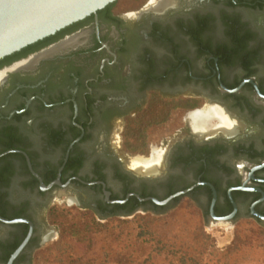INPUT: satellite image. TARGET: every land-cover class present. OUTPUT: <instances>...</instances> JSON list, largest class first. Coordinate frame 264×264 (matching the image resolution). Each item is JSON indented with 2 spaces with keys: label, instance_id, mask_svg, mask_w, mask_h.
Returning a JSON list of instances; mask_svg holds the SVG:
<instances>
[{
  "label": "flooded vegetation",
  "instance_id": "flooded-vegetation-1",
  "mask_svg": "<svg viewBox=\"0 0 264 264\" xmlns=\"http://www.w3.org/2000/svg\"><path fill=\"white\" fill-rule=\"evenodd\" d=\"M161 2L119 0L0 60V216L32 225L0 221V264L32 230L13 262L31 264L55 235L58 196L101 218L188 198L206 222L264 226V0ZM210 110L230 130L216 118L198 132L194 115ZM172 112L176 129L149 145L155 169L130 164L126 132Z\"/></svg>",
  "mask_w": 264,
  "mask_h": 264
},
{
  "label": "rangeland",
  "instance_id": "rangeland-1",
  "mask_svg": "<svg viewBox=\"0 0 264 264\" xmlns=\"http://www.w3.org/2000/svg\"><path fill=\"white\" fill-rule=\"evenodd\" d=\"M157 113V109L155 113L149 110L143 119L147 121L156 117ZM175 118V112H172L166 124V119L160 116V120L158 118V121L147 126L140 137L139 132L131 128L124 135L126 144L123 156L133 165L135 162L149 161V145H158V141L176 129L181 117H178L177 122H174ZM154 156L151 160L155 159ZM96 225H102L105 229L98 234L100 236L97 237L94 255L91 253L88 256L98 259L103 255L104 248V251L111 252V264L142 263L148 251L142 252L132 244L136 235L146 229L171 243L185 245L189 254L199 260L204 253V258L211 254L212 264H264V226L253 220H243L236 224L206 222L201 209L188 198L158 214L139 211L128 217L101 218L93 211L71 203L65 196L55 198L47 215V227L55 229V235L37 249L31 264H59L56 261L60 259L69 263L86 251L91 237L88 234L95 231ZM114 235H120L122 241L115 243ZM128 235L130 237L126 240ZM85 237L86 242H83ZM106 239L108 242H104ZM109 243V246H105ZM66 245L74 248L71 254L69 250L63 253Z\"/></svg>",
  "mask_w": 264,
  "mask_h": 264
},
{
  "label": "water",
  "instance_id": "water-1",
  "mask_svg": "<svg viewBox=\"0 0 264 264\" xmlns=\"http://www.w3.org/2000/svg\"><path fill=\"white\" fill-rule=\"evenodd\" d=\"M117 1L119 0H0V60L56 35L58 32L97 14ZM238 90H229V92L235 93ZM29 167L35 177L40 180L39 176L33 172L30 161ZM191 190L177 193L165 201H159L155 198H140V201H152L156 205L167 206L173 200L188 194ZM128 199L129 197L125 201L110 202L109 194H107V201L113 204H125ZM215 200L216 198L211 207V215L214 219H216L214 215ZM262 219L264 220V218ZM228 220L222 219L220 221L226 222ZM0 221L10 225L28 223L32 226L27 220L9 221L0 216ZM31 236L32 230L25 242L12 256L9 264H13L25 249Z\"/></svg>",
  "mask_w": 264,
  "mask_h": 264
},
{
  "label": "trees",
  "instance_id": "trees-1",
  "mask_svg": "<svg viewBox=\"0 0 264 264\" xmlns=\"http://www.w3.org/2000/svg\"><path fill=\"white\" fill-rule=\"evenodd\" d=\"M157 213L158 212H153ZM133 213L127 214L124 217H128L132 215ZM96 229L94 232L89 233L88 235L91 236L88 239V243L86 246V251H84L83 254H81L79 257L75 258L74 260H71L67 264H111L112 262L110 259V253L104 251V248H102L103 255H101L98 259H92L88 256V254H91L95 250V245L97 241V237L99 233H102V231L105 229L102 225H96ZM86 235V236H88ZM115 236V243L121 242L122 237L120 235H114ZM129 235L126 238V240L129 239ZM86 238H84L83 242H86ZM108 242V239L106 241ZM109 246V244H106L105 246ZM135 247H137L142 252H147L148 254L146 256V259L142 261L140 264H212L211 254L207 258H204L206 256V253L203 254L201 259H197L195 256L189 254V249L185 247V245H177L174 243H171L161 237H159L156 233L150 232L148 229L141 231L138 233L135 237L134 243L132 244ZM67 246V245H66ZM103 246V247H105ZM74 248L67 246V248L64 247L63 253H67L69 250L71 254L74 250ZM96 254V253H95ZM94 255V253H93ZM201 255V254H200ZM59 264H66L62 259L59 261H56Z\"/></svg>",
  "mask_w": 264,
  "mask_h": 264
},
{
  "label": "bare ground",
  "instance_id": "bare-ground-1",
  "mask_svg": "<svg viewBox=\"0 0 264 264\" xmlns=\"http://www.w3.org/2000/svg\"><path fill=\"white\" fill-rule=\"evenodd\" d=\"M171 0H162L160 3L159 7H166L169 5ZM70 44V42H69ZM65 45H62V47ZM69 46V45H68ZM194 121H195V128L198 130L200 133H204L206 131V127H209L210 121L213 119H221V128L223 130H230L229 129V124L225 122V119L223 118L222 114L218 110H210L206 113H198L194 115ZM230 132V131H228ZM159 164V158H155L151 161H139L136 163L137 167L143 171L146 172H152L155 169V166Z\"/></svg>",
  "mask_w": 264,
  "mask_h": 264
}]
</instances>
